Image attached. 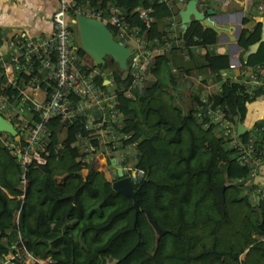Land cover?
<instances>
[{
    "label": "trees",
    "instance_id": "trees-1",
    "mask_svg": "<svg viewBox=\"0 0 264 264\" xmlns=\"http://www.w3.org/2000/svg\"><path fill=\"white\" fill-rule=\"evenodd\" d=\"M84 1L103 15L109 7L118 6L124 21L141 28L144 23L134 9L149 7L153 20L147 36L160 41L165 24L161 28L159 21L177 13L173 6L156 0ZM67 23L72 34L73 23ZM241 23L236 42L243 53L259 39L262 23H251L248 15L241 17ZM108 27L113 33V27ZM178 36L179 54L185 51L191 61L184 69L219 80L218 70L227 66V54L216 51L194 56L193 52L194 45L215 43V31L191 19ZM171 50L152 58L140 91L132 89L134 96L115 104L122 119L119 131L128 134L119 137V142L125 146L134 141L131 164L145 172L132 182L139 207L136 218L131 198L112 190L110 181L91 160L84 164V175L80 174L76 140L82 137L96 144V138L88 135L83 116H54L46 123V163L28 168L21 197L20 168L0 140V260L15 251L20 240L33 254L50 256L49 264H264V197L252 201L243 182L237 181L247 177L248 166L239 161L234 149L216 134L215 124L197 107L200 94L192 91L189 95L193 116L172 104L173 95L165 89L167 83L177 84L170 67L171 54L167 53ZM75 52L78 61L85 53L78 43ZM240 62L264 66V39L254 51L242 54ZM96 66L105 69L104 64ZM108 71L112 90L122 92L129 87L127 68ZM101 80L100 74L94 77V83L106 89ZM5 81L0 73V94L16 95V88L4 85ZM188 86V82L183 85ZM258 94V89L249 94L244 85L228 80L224 92L212 93L209 98L212 106L222 109L234 122L237 109ZM197 112L202 114L198 120ZM258 121L264 122V117ZM58 141L61 147L54 151ZM206 180L225 183L222 208ZM145 211L164 230L162 233H156Z\"/></svg>",
    "mask_w": 264,
    "mask_h": 264
},
{
    "label": "built area",
    "instance_id": "built-area-1",
    "mask_svg": "<svg viewBox=\"0 0 264 264\" xmlns=\"http://www.w3.org/2000/svg\"><path fill=\"white\" fill-rule=\"evenodd\" d=\"M156 1L166 2L176 7L178 2L184 0ZM228 1L221 0V3L224 5ZM234 1L242 5L247 3V0ZM253 2L256 10H264V0H253ZM179 10L177 8L178 17L172 13L163 18L165 34L160 41L156 36L150 38L147 36V29L150 21L153 20V16L149 14L151 11L149 7L134 9L144 23L141 28L124 21L122 10L118 6L109 7L107 14L103 15L101 10L94 9L84 0H57L50 14L51 36L33 38L21 34L7 42V53L0 54V73L6 77L4 85L15 87L17 94H0V114L12 123L17 133L12 136L0 131V140L20 168V197L26 187L28 168L46 163L48 153L45 141L48 132L46 123L54 116L59 119L83 116L84 126L89 130L88 135L96 138L95 145L82 137L76 140L82 163L81 169L84 168L86 171L84 164L92 160L93 156L105 152L112 168H117L119 164L122 175H126L131 183L144 176L145 172L142 168L123 162L122 157L117 161L113 155L117 147V139L121 146L119 137L128 136L119 131L122 123L120 112L115 104L120 100H117L115 96L123 92L129 95V89L132 87L140 91L152 58L166 50L181 47V38L178 36L181 32ZM70 13H73L72 17L76 13H81L101 19L107 26L109 24L113 27V33L111 32L113 37L131 49L130 62L122 68L124 70L127 68L131 76L130 85L124 91H115L116 94L114 90L108 91V87L100 88L94 83V77L100 74L101 83L110 86L112 82L110 76H106L104 69L96 66L93 61L88 62L83 56L78 61L76 45L71 42V29L67 23V16ZM218 48L219 42L216 40L215 43L194 45L193 52L194 56H198L206 52H216ZM181 55L184 59H189L185 51L181 52ZM171 71L176 78L188 79L192 87H197V84L206 87L207 91L204 94L198 92L201 104L197 107L208 117L209 122L215 124L216 134L224 138L227 146L234 149L239 161L248 166L247 177L239 178L237 181L243 182L250 199L253 201L255 198L264 197V184L253 179L258 166L264 163V122L252 123L244 132L245 134L243 132V134H237L235 121L227 118L222 109L212 106L209 98L212 93L224 92L228 80L244 85L249 94L258 89V95H264V66L259 63L242 65L240 61L228 62L226 67L218 70L220 79L213 82H208L209 79L205 78L202 72L188 73L175 65L171 66ZM174 87V84L167 83L165 89L170 90ZM132 96H134L133 93ZM12 98L16 100L11 101ZM34 115L36 118L33 117ZM196 115L197 120L202 117L199 112ZM58 136L62 137V133ZM133 142L130 144L132 145ZM81 146L82 151H80ZM60 147L61 142L58 141L54 144L53 150L56 151ZM97 150L99 151L95 155ZM84 173L80 174L84 175ZM19 242L15 251L2 256L0 264L50 263V256L39 257L27 250L23 242L20 240Z\"/></svg>",
    "mask_w": 264,
    "mask_h": 264
},
{
    "label": "water",
    "instance_id": "water-1",
    "mask_svg": "<svg viewBox=\"0 0 264 264\" xmlns=\"http://www.w3.org/2000/svg\"><path fill=\"white\" fill-rule=\"evenodd\" d=\"M201 8V2H197V0H186L184 7L179 10L181 36L187 28L189 21L191 19H196L201 22L202 26L209 27L214 30L216 33V39L220 41V39L224 38L226 35L224 34V27L217 25L213 20L215 16H218L215 8L213 6H207L203 10ZM190 15H192V17ZM70 22L75 25L80 46L91 56L94 63L105 64V62L112 60L116 62L120 69L129 64L131 49L113 37L109 27L104 21L81 13H76L74 17L70 18ZM239 29V24H236L233 34L229 35L231 43L235 47H239L235 41ZM262 39H264V25L261 26L259 39L248 45L246 53L254 51L259 41ZM106 55L109 57V60H106ZM235 125L237 134H241L243 132V128H246L238 118L235 120ZM0 131L7 132L12 136H15L17 133L12 123L6 120L1 114ZM117 165V168L113 170L112 166L109 164V168L112 169V174L115 176L110 186L112 190L121 192L131 198V206L133 208V215L135 219L136 214L139 211L135 198V190L133 189L129 178L126 175H122L119 164ZM206 183L207 186L212 189L218 207L222 208L223 188L225 183L214 184L209 180H206ZM70 196L72 198V202H74L75 192H72ZM145 214L148 222L154 228L156 233H162L164 230L157 225L149 213L145 211Z\"/></svg>",
    "mask_w": 264,
    "mask_h": 264
},
{
    "label": "crops",
    "instance_id": "crops-1",
    "mask_svg": "<svg viewBox=\"0 0 264 264\" xmlns=\"http://www.w3.org/2000/svg\"><path fill=\"white\" fill-rule=\"evenodd\" d=\"M229 1L224 5L221 3L222 6H225V7L228 6L227 4L229 3ZM56 4H57V0H0V54L2 55V54L7 53L8 51L7 42L12 37L19 36L21 34L26 35L28 37H33V38L51 36L52 26L50 22V14L52 10L55 8ZM238 5H241V4L238 3ZM207 6H211V5H206L204 6V8ZM234 12L235 11L233 10H230L229 12H224V13L221 12L218 16L222 18H224L225 16L226 20L232 21L234 19L233 18ZM259 12H260L259 14L251 16V23L256 20H260L262 25H264V10L259 11ZM218 16H215V17H218ZM70 18L71 17H68L67 20H70ZM214 21H215V18H214ZM161 22L164 25V22H165L164 19H162ZM251 23H248V24H251ZM231 24L233 23H230L227 27L219 25L221 27H224L225 29L224 34L226 36H225V41L224 40L218 41L219 42L218 51L219 52L224 51L227 54V63L228 62L236 63L237 61H240L237 58H238V50H241V47L240 46L235 47L231 43L229 35L233 34L235 30ZM73 27H74V24H73ZM222 42L226 43V49L225 47L221 46ZM77 43L80 46L79 39ZM77 43L73 42L74 45H77ZM242 54L243 55L247 54L246 50ZM179 56L184 61L185 60L189 61L188 59H184L181 54H179ZM83 57L85 60L89 59L90 61H93L91 56H89L88 53L86 52L83 55ZM179 68L184 69L185 67L179 66ZM104 71L106 72V76H108L109 74L108 70H106L105 68ZM105 78L107 79V77ZM105 78H104V81H106ZM179 78H182L181 82L178 80V78L175 77V81L178 84H175L176 87L174 88H176L177 92L179 89H182V88L184 90L186 89L183 87V85H185V82H189L190 84V81L188 79L184 77H179ZM208 81L211 82V80H208ZM190 91L192 92L190 88L186 91L188 93L189 98H190L189 95L191 93ZM172 104L176 105V102L172 101ZM263 117H264V95H257L251 101L246 102L242 107L237 109L235 120L238 118L240 122L246 127V128H243V133H244L246 129L252 123L260 120ZM253 179L258 183L264 184V163L258 166L256 173L253 176Z\"/></svg>",
    "mask_w": 264,
    "mask_h": 264
},
{
    "label": "rangeland",
    "instance_id": "rangeland-1",
    "mask_svg": "<svg viewBox=\"0 0 264 264\" xmlns=\"http://www.w3.org/2000/svg\"><path fill=\"white\" fill-rule=\"evenodd\" d=\"M185 2L186 0H184L183 2H178L177 3V6L173 8V10H175L176 12V9H181L184 7L185 5ZM197 2H201L202 3V10L204 9V6L206 5H211L213 7H215V10H216V13L219 15L221 12H229L230 10H233L235 11L234 12V16H233V20L230 21V20H226V17L224 16V18L218 16V17H215V22L217 25H221V26H228L230 23H233L231 24L233 26V28L235 29V26L236 24L239 23L240 27L242 26V23H241V17L242 16H245V15H248V16H253V15H257L259 14L260 12L257 11L255 8H254V3H253V0H247V3H245V5H238L237 2H234V0H230L229 3L227 4L228 6H222L221 4V0H197ZM240 4V3H239ZM173 13V12H172ZM175 14L176 17H178V12L177 13H173ZM192 17V15H190ZM226 20V21H225ZM163 26V23L161 21H159V27L162 28ZM224 40L225 41V37L220 39V41ZM71 42H78V37H77V33H76V28H75V25H74V29H73V32L71 34ZM223 47H225L226 49V43L225 42H222L221 43ZM169 55L171 54V61L170 63L174 64L177 66V68H179V66H184V67H188L191 65V61H187V60H183L180 58L179 56V50L177 49H174V50H171V51H168L167 52ZM85 54V53H84ZM89 55V54H88ZM90 56V55H89ZM241 56H242V51L241 50H238V60H241ZM84 58V57H83ZM109 60V57L106 55V60ZM88 62H91L89 59H87ZM106 70H109L111 68H116L118 69L119 67L117 66V64L115 63V61H112V60H109V62H105L104 64ZM171 67V66H170ZM181 69V68H180ZM119 70H124V69H120ZM109 72V71H108ZM148 72L145 73L144 75V81L146 80L145 79V76L147 77V74ZM110 74V73H109ZM147 74V75H146ZM181 79L182 78H179L178 77V80L181 82ZM231 79V78H230ZM210 82V81H208ZM145 84V82H144ZM178 84V83H177ZM189 84V82H188ZM176 87V86H175ZM134 87L130 88L129 89V92L130 94L128 95L127 92H123L121 94H117L115 91V93L117 94L115 96V98L117 100H121V99H124L128 96H132V89ZM185 88V87H184ZM192 88V91H198L200 94H204L207 90H206V87L205 86H202V85H198L197 84V87H192L190 84L188 86V88H186L185 90L183 89H179L178 92L176 90V88H173V89H170L169 91L172 93L173 95V98H172V101H175L176 102V105L180 106V108L185 112V113H190V115L193 116V102L190 100V98L188 97V93L186 92L188 89ZM210 88H213V86H210ZM178 89V88H177ZM112 90V87L111 86H108V91H111ZM135 90V92L138 90L137 89H133ZM133 94L134 91H133ZM120 95V96H119ZM176 98V99H175ZM121 117V116H120ZM121 119V118H120ZM122 121V119H121ZM122 123V122H121ZM216 130V129H215ZM105 139H107V137L104 136ZM109 138V137H108ZM127 145V146H126ZM125 146L126 147H121L118 143V139H117V147L116 149L114 150L115 152H113V155L115 156V159L118 161V160H121V157L124 158V161L123 162H127L129 164H131V162H133V157H134V142L132 143V145L130 143L126 144ZM100 148V147H99ZM101 149V148H100ZM102 150V149H101ZM80 151H82V146L80 147ZM99 150H97L94 154L96 155L98 153ZM98 156V157H97ZM97 156H93L92 157V160H91V164L93 165V167L99 171L102 172V174L104 175V177L110 181V184L111 182L113 181V179L115 178V176L112 174V170L109 168V160H108V155H106L105 152H103V154H98ZM115 163H118V162H115ZM113 170H115L116 168H112ZM122 171V170H121ZM85 172V169H81L80 170V173H84Z\"/></svg>",
    "mask_w": 264,
    "mask_h": 264
},
{
    "label": "bare ground",
    "instance_id": "bare-ground-1",
    "mask_svg": "<svg viewBox=\"0 0 264 264\" xmlns=\"http://www.w3.org/2000/svg\"><path fill=\"white\" fill-rule=\"evenodd\" d=\"M215 18V17H214ZM214 20V19H213Z\"/></svg>",
    "mask_w": 264,
    "mask_h": 264
}]
</instances>
